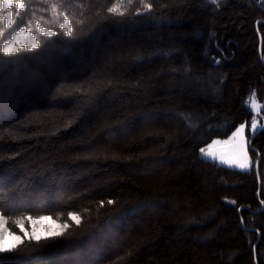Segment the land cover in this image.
<instances>
[{"label": "trees", "instance_id": "obj_1", "mask_svg": "<svg viewBox=\"0 0 264 264\" xmlns=\"http://www.w3.org/2000/svg\"><path fill=\"white\" fill-rule=\"evenodd\" d=\"M23 3L0 18V212L70 224L0 264H264V130L249 170L200 157L264 101V0ZM21 27L39 46L5 54Z\"/></svg>", "mask_w": 264, "mask_h": 264}, {"label": "snow or ice", "instance_id": "obj_2", "mask_svg": "<svg viewBox=\"0 0 264 264\" xmlns=\"http://www.w3.org/2000/svg\"><path fill=\"white\" fill-rule=\"evenodd\" d=\"M215 2V0H213ZM12 7H15L17 10H22L25 8V5L23 3V0H2V8H3V15L7 17V24L9 27L12 25V13L11 11H8ZM150 5H146V8H150ZM108 11L110 13H119L123 15V12L120 9V5H114L112 8H109ZM37 28L39 31L49 37L53 36L55 33L49 30H46L45 28L41 27L39 22H37ZM61 29H67L65 32V35H70L72 33V28L70 27V22L67 17L64 18L63 23L59 26ZM27 42V46L29 50L36 49L39 45L36 41V39L33 37L32 33L30 31H26L24 28H20L18 31L14 33V35L11 38V41L9 43H5L3 45V52L5 54L11 55L14 52H16L19 47L25 42ZM256 107L255 101L252 102V108L254 109ZM246 125L244 123L240 124L239 127L235 129V131L232 133V136L227 141H213V144H219L223 143L225 145L229 144L231 141L235 140L237 137H239V144L237 146V155L235 157H231L228 159H225L223 156L220 157L222 161L228 164H235L237 167L243 169L248 167V156L247 153L243 151V144L245 142L244 133H245ZM252 129L253 134H255L256 131L264 130V126L261 128L257 127L256 119L253 118L252 121ZM213 144L208 145V151L205 152L204 148L200 149V152L206 156H215V153L213 152ZM109 204H112L113 201L109 200ZM235 203V202H232ZM264 203V202H262ZM264 211V209H261ZM68 216L74 220L77 224L80 223V217L77 216L75 213L69 212ZM24 219H26L31 225V231L29 232L28 229L25 227V225L21 222V220L15 221V226L17 231H11L7 227V221L4 219L2 215H0V252L5 251H15L17 247L21 244L23 240V236L21 234H24L28 237L30 240L34 241H40L42 237L38 234L37 229L35 225L40 223L43 220H50L51 217L48 216H41L37 219H33L32 216H27ZM62 227L66 228L67 225H63ZM62 235L61 231L49 229L48 234L46 237H43L44 239L48 238H55ZM9 240H11V243H9ZM35 261H39V257L33 258Z\"/></svg>", "mask_w": 264, "mask_h": 264}, {"label": "rangeland", "instance_id": "obj_3", "mask_svg": "<svg viewBox=\"0 0 264 264\" xmlns=\"http://www.w3.org/2000/svg\"><path fill=\"white\" fill-rule=\"evenodd\" d=\"M207 1H213V0H207ZM220 0H215V2H219ZM8 11H11L12 13V21L14 20V15H15V11H13V9H9ZM0 18H3L4 20V25L6 27H8V24H7V17L3 15V8H2V1L0 2ZM21 28H24L26 31H30L33 35V37L36 39L37 43H38V40L36 38V36L34 35V33L26 28V27H21ZM20 28L16 29L12 35H10L3 43V45L5 43H9L11 41V38L12 36L14 35V33L16 31H18ZM46 30H49L47 28H45ZM51 31V30H49ZM22 45H27V42L25 40V42L22 44ZM21 45V46H22ZM253 100L255 101V104H256V107L253 109L252 108V102ZM248 106L249 108L251 109V111L253 112V116L250 120L249 123H244L246 125V128H245V133H244V138H245V142L243 144V151L247 153V156H248V167L247 168H239L237 167L235 164H228V163H225L224 161H222L220 159L221 156H223L225 159H228V158H231V157H235L238 153H237V146L239 144V137H237L235 140L231 141L229 144L225 145L223 143H219V144H213V141H227L229 140V138L232 136V133L235 131H232L228 136H225V137H215L214 139H212V141H210L208 144L204 145L203 147L201 148H204L205 149V152L208 151V145L209 144H213V152L215 153V156H206L204 154H202L200 152V157L202 158H205V159H209L211 161H215L217 162L218 164L220 165H224V166H227V167H230V168H235V169H239V170H249L251 167H252V164H253V159L251 157V154L249 152V142H248V139H249V136L247 135V131H250L253 133V129H252V121H253V118L255 117L256 119V123H257V127H260L261 125H264V101H260L256 95L255 92H252L248 98ZM240 126V125H239ZM238 126V127H239ZM200 148V149H201ZM77 216H79L77 213H75ZM0 215L1 212H0ZM3 216V215H2ZM41 216H48V217H51L50 220H43L41 221L40 223H38L37 225H35L36 229H37V232L38 234L41 236V237H45L47 236L48 234V230L49 229H53V230H58V231H64L70 224V221L69 220H65V221H60V220H57L55 218H53L51 215H48V214H42V215H39V216H32L33 219H37L38 217H41ZM4 217V216H3ZM4 219L6 220V218L4 217ZM71 219V218H70ZM72 220V219H71ZM74 221V220H72ZM25 227L28 229V231L30 232L31 231V227L32 225L26 220V221H21ZM67 225L66 228L62 227L63 225ZM8 227V225H7ZM9 228V227H8ZM9 230H11L9 228ZM12 231V230H11ZM15 232V231H14ZM24 237H27L26 235L24 234H21ZM28 238V237H27ZM9 243H11V240H9Z\"/></svg>", "mask_w": 264, "mask_h": 264}, {"label": "water", "instance_id": "obj_4", "mask_svg": "<svg viewBox=\"0 0 264 264\" xmlns=\"http://www.w3.org/2000/svg\"><path fill=\"white\" fill-rule=\"evenodd\" d=\"M262 60L264 61V58H262ZM262 126H264V125H261V126L258 127V128H261ZM256 132H257V131H256ZM256 132H255V133H256ZM253 135H254V134H253ZM249 147H251V140L249 141ZM259 160H260V157L258 156L257 159H256V161H255V163H254V169H255V171H256V173H257V176H258Z\"/></svg>", "mask_w": 264, "mask_h": 264}]
</instances>
